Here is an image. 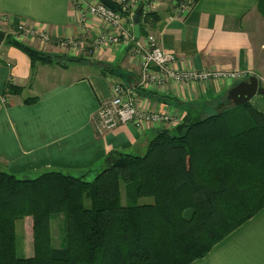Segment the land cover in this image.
<instances>
[{"label": "trees", "instance_id": "16d2710c", "mask_svg": "<svg viewBox=\"0 0 264 264\" xmlns=\"http://www.w3.org/2000/svg\"><path fill=\"white\" fill-rule=\"evenodd\" d=\"M141 1L137 38L157 30L162 20L157 11L147 10L151 0ZM100 2L128 15L113 0ZM258 11L264 17V0ZM4 44L28 56L32 81L38 65H90L106 76L120 71L97 60L39 50L10 34ZM23 92L9 81L2 97ZM137 92L187 105L169 95ZM191 109L174 128L156 129L145 154L111 153L108 168L92 182L87 175L63 171L20 179L0 170V264H192L207 256L264 208V114L251 102L205 118ZM143 197L153 203L138 204ZM56 216L64 219L61 248L53 246ZM29 218L31 258L19 256L16 234L17 221Z\"/></svg>", "mask_w": 264, "mask_h": 264}, {"label": "crops", "instance_id": "0c3cea01", "mask_svg": "<svg viewBox=\"0 0 264 264\" xmlns=\"http://www.w3.org/2000/svg\"><path fill=\"white\" fill-rule=\"evenodd\" d=\"M259 1L198 0L188 17L176 16L173 6L164 7L157 10L162 20L157 30L150 33L160 39L165 50L184 61L177 65L180 70L243 71L249 77L257 75L264 85V42L258 40L264 17L258 11ZM136 14L132 16L133 25L127 27L137 36ZM80 18L73 0H0V29L7 35L42 50L33 36L20 38L17 27L43 30L56 40L50 45L54 54H62L58 40L75 41L78 47L73 49L70 44L68 56L117 66L120 69L117 76L123 75L122 78L106 76L90 65L95 71L88 72L87 65L74 68L75 64L71 63L67 68L38 65L32 81L28 56L3 43L0 47L1 171L20 179H34L47 171L87 175L91 179L90 176L108 168L106 159L111 153L143 155L155 136V130L140 131L129 124L102 136L96 132L95 115L100 105L111 99L112 85L139 83L142 58L134 44L94 47L100 36L115 31L94 17L85 22ZM140 40L144 42L145 38ZM79 48L77 56L74 50ZM9 81L24 87L22 95L2 97ZM238 83L169 82L164 89L153 92L175 97L187 104L186 108H180L175 101L164 103L140 96L139 105L182 120L192 108L194 116L205 118L233 106L228 93ZM28 98L38 100L26 104ZM251 103L264 114V96H255ZM28 253L23 251V256L33 257L34 249ZM192 264H264V208Z\"/></svg>", "mask_w": 264, "mask_h": 264}, {"label": "built area", "instance_id": "2783aa9c", "mask_svg": "<svg viewBox=\"0 0 264 264\" xmlns=\"http://www.w3.org/2000/svg\"><path fill=\"white\" fill-rule=\"evenodd\" d=\"M122 5L127 16L106 7L102 3L93 0H73L75 9L80 13L81 22H85L89 17H94L103 21L113 28L115 34L104 33L94 41V47L106 45H132L138 49L142 58V74L139 83L134 85L117 82L112 85L111 99L104 101L95 115L94 126L99 135H105L114 131L122 125H132L140 131L156 130L162 128H174L182 119L176 115L162 113L145 109L139 105L138 89L161 90L169 82L174 83H207L210 81H230L233 83L244 81L247 74L243 71H220V70H190L179 69L177 65L181 62L178 56L165 50L160 39L149 34L145 41H141L127 24L133 25V14L140 5L141 0H113ZM151 1L147 10L157 11L160 3ZM198 0H182V3L174 7L175 15L186 17L195 8ZM154 6L156 8H154ZM18 33L20 38L33 36L39 41L40 48L51 45L54 38L43 30H36L31 27L19 25ZM60 47L68 48L70 44L75 48V41L58 40ZM69 47V48H70ZM147 90V91H149Z\"/></svg>", "mask_w": 264, "mask_h": 264}, {"label": "rangeland", "instance_id": "374dc122", "mask_svg": "<svg viewBox=\"0 0 264 264\" xmlns=\"http://www.w3.org/2000/svg\"><path fill=\"white\" fill-rule=\"evenodd\" d=\"M151 1H155L156 4H157V2H159V0H151ZM181 3H182V0H162L158 10L161 9V8H164V7L167 8L168 6H173V8H174V7L179 6ZM154 8H156V7L154 6ZM190 13L186 17H188L190 15ZM258 40L261 41V42H264V26H263L261 32L258 34ZM77 47H78V45H77ZM60 49L62 50L61 51L62 54L69 55V51H68L69 47L68 48H64V50H63L62 47H60ZM73 49H75V48H73ZM42 51L54 54L53 52H50V45L42 48ZM74 51H75L74 52L75 55L78 56L80 54V48H79V50H74ZM89 57H91L90 54H88V58ZM75 66L76 65H72V67L76 68ZM88 67L90 68V70L88 72H91V70L95 71V69H93L92 67H90V66H88ZM79 68L80 67H78L77 70ZM82 72H84V71H82ZM70 74H72V72ZM246 74H247V76L244 79V81L248 80L250 78L249 74L248 73H246ZM69 75H68V77H69ZM74 75L77 76V73H75ZM115 83H117V82H115ZM212 114H214V113H212ZM212 114H210V115H212ZM90 178H91L90 181L92 182V181L95 180L96 175L90 176ZM126 192H127V189H125V185L123 184L122 185V193H123L122 203L123 204H126V202H127L126 198H125L126 197ZM136 202L138 204H141V205H143V204H151V203H153V198H151V197L138 198ZM59 218H60V216L59 217L56 216V217H53V219H52V233H53V238H54L53 246L55 248L56 247L57 248H61V245L63 244L62 241L65 238V231H64V229L62 230V222L64 224V219L62 221V219H59ZM16 226H17L16 227L17 250H18L19 256L22 257L23 256V251L25 253H28L30 249H34L33 248V235H32L33 234V231H32V219L29 218V219H25V220H19V221H17Z\"/></svg>", "mask_w": 264, "mask_h": 264}, {"label": "water", "instance_id": "95a60500", "mask_svg": "<svg viewBox=\"0 0 264 264\" xmlns=\"http://www.w3.org/2000/svg\"><path fill=\"white\" fill-rule=\"evenodd\" d=\"M141 14L142 10H139L134 19L136 23L137 36L140 34L139 19ZM6 37V32L0 29V47L5 42ZM257 95L264 96V85L260 84V80L257 75L251 76L248 80L239 82L228 93V97L231 99L232 105L235 107L250 103Z\"/></svg>", "mask_w": 264, "mask_h": 264}]
</instances>
